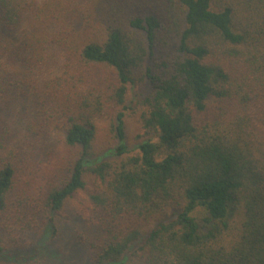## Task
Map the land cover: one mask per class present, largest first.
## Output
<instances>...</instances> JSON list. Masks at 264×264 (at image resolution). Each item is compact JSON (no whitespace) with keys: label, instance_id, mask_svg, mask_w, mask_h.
Segmentation results:
<instances>
[{"label":"trees","instance_id":"16d2710c","mask_svg":"<svg viewBox=\"0 0 264 264\" xmlns=\"http://www.w3.org/2000/svg\"><path fill=\"white\" fill-rule=\"evenodd\" d=\"M49 45L63 54L51 75ZM145 84L128 106L129 88ZM26 103L27 138L61 134L79 147L68 176L38 199L14 191L8 150L5 115ZM134 107L133 150L124 110ZM104 115L115 145L103 158L93 142ZM78 191L104 231L89 241L93 264H264V0H0L10 246L31 243L20 236L42 231Z\"/></svg>","mask_w":264,"mask_h":264},{"label":"rangeland","instance_id":"374dc122","mask_svg":"<svg viewBox=\"0 0 264 264\" xmlns=\"http://www.w3.org/2000/svg\"><path fill=\"white\" fill-rule=\"evenodd\" d=\"M48 50L50 72L47 75H51L60 70L63 54L56 45H49ZM42 78L43 74L37 79ZM147 90V84L131 86L126 104L132 105ZM18 109L5 115V120L14 133V138L8 145L17 170L18 180L14 191L38 199L42 198L51 185L62 182L68 176L70 166L79 157V147L66 145L61 134L27 138L23 132V119L27 121L30 109L27 103ZM135 109L124 110L125 143L133 150L140 141L137 135L142 132L139 111ZM16 112L17 124L12 122ZM95 122L97 127L93 144L96 151H102L100 156L104 158L109 156V148L115 145L109 128V117H98ZM9 208L8 214L0 217V245L8 246L6 250L0 251V264H93L89 241H101L104 231L101 228L100 213L88 202L86 192L78 191L67 199L62 214H53V220L42 231L32 232L28 236L21 235L20 239L28 237L31 240L24 247L10 246L9 239L13 235L11 226L14 223L5 219L13 216V210ZM32 208L31 206L29 209ZM21 213L24 217L27 216Z\"/></svg>","mask_w":264,"mask_h":264}]
</instances>
